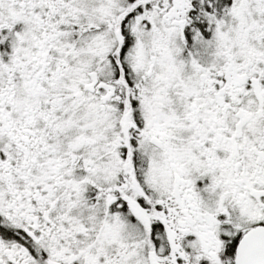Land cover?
<instances>
[{
    "label": "snow or ice",
    "instance_id": "6c2138e0",
    "mask_svg": "<svg viewBox=\"0 0 264 264\" xmlns=\"http://www.w3.org/2000/svg\"><path fill=\"white\" fill-rule=\"evenodd\" d=\"M0 264H264V0H0Z\"/></svg>",
    "mask_w": 264,
    "mask_h": 264
}]
</instances>
